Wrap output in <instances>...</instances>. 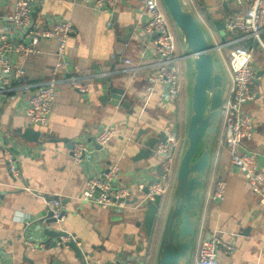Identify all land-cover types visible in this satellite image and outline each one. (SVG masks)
I'll use <instances>...</instances> for the list:
<instances>
[{"label": "crops", "instance_id": "1", "mask_svg": "<svg viewBox=\"0 0 264 264\" xmlns=\"http://www.w3.org/2000/svg\"><path fill=\"white\" fill-rule=\"evenodd\" d=\"M187 2L209 31L214 28L215 21H224L230 15L239 16L244 11V6L233 0L228 3L226 0ZM11 11V1L0 5V17ZM202 12L203 17L200 16ZM47 16L64 18L73 24L75 32L67 39V54L74 73L86 76L90 89L81 94L63 85L53 102L47 126H32L20 110L35 87L51 77L57 60L54 53L56 41L41 39L36 53L15 59V63L22 67L23 75L1 102L0 123L4 138L13 136L19 143L31 147L33 156L17 159L26 184L44 197L14 188L19 182L9 174L0 153V241L12 257L13 264H44L45 258L58 248H51L46 237L39 233L45 247L28 250L23 244L24 225L21 218H31L36 213L40 217L42 209L47 211L46 200L57 196L64 209V221L58 227L74 234L82 249L92 253L94 264H103L111 261L115 253L131 250L125 244L127 236L139 242H146L147 236L139 230L140 225H136L141 221L142 213L133 209L132 205L118 210L122 218L111 220L108 215L101 214V209L88 203L81 204L84 201L78 196L84 188L85 175L89 171H97L107 162H114L120 168L122 180H128L148 168H151L149 173L146 172L149 178H157L160 173L159 158L152 150L153 154L147 158L135 159L142 144L134 140L141 129L154 135L177 128L184 135L188 116L185 85L183 82L182 95L176 105L164 107L159 104L161 86L146 98L143 85L145 74L151 70L149 65L154 60L155 46L152 39L145 36L143 26L146 14L138 0L118 4L111 13L96 11L92 3L85 0H42L34 17V27L39 28ZM224 33L225 41L240 36L226 30ZM239 44L252 46L255 73L261 71L252 84L253 100L244 104L242 111L251 116L253 124L252 137L245 145L258 153V168L264 173V52L251 38H243ZM127 59L131 63H126ZM221 61L227 73L226 98L230 94L231 77L222 52ZM93 66L100 68L102 73H96ZM103 75H110L117 85L125 89L126 99L123 100L128 102L127 107L100 100L101 83L96 78ZM102 124L113 125L117 132L104 160L98 158L97 148L89 142ZM27 126L39 131L37 141L20 137ZM143 136L144 133H141L139 139ZM220 137L219 126L203 200L216 173H222L225 179V193L220 205L210 204L211 216H205L202 201L192 258L198 239L216 232L232 247L231 251L219 249V264H264V206L260 196L251 191L243 174L230 163ZM52 139H67V142H53ZM79 142H86V147L92 152L87 162L77 164L71 158V148ZM139 196L137 193L133 198ZM146 245L142 250L144 260L151 249ZM60 253L63 261H71L73 253L68 247L62 248ZM153 260L154 257L152 263Z\"/></svg>", "mask_w": 264, "mask_h": 264}, {"label": "built area", "instance_id": "2", "mask_svg": "<svg viewBox=\"0 0 264 264\" xmlns=\"http://www.w3.org/2000/svg\"><path fill=\"white\" fill-rule=\"evenodd\" d=\"M11 1L12 11L0 17V108L1 102L7 98L23 75V69L15 63L16 58H22L38 51L37 44L41 39H54L56 41L55 55L57 56L51 77L38 84L27 103L20 110L25 114L32 126L45 127L58 90L67 86L81 94H86L90 89L87 77L74 73L72 61L67 54V39L75 32L71 21L57 16H47L39 28L34 27L36 11L41 7L42 0H0V5ZM91 2L94 10L111 13L118 4H127L128 0H85ZM146 14L144 22L145 36L154 43V60L149 65L151 70L145 74L144 90L146 98L155 93V88L161 86L159 104L166 106L176 105L181 98L183 90L182 62L184 56L180 51L174 25L167 14L161 0H138ZM236 4L244 6V11L239 16L230 15L224 19L225 30L236 32L240 36L228 41V67L231 77L230 94L223 102L221 117L220 141L227 149L230 163L244 176L251 191L260 196L264 206V173L258 168V153L250 150L245 143L251 139L253 124L251 116L242 111V105L253 100L252 83L255 78L252 47L239 45L243 38H251L256 46L264 52V0H233ZM220 47V46H219ZM220 57L222 47L217 49ZM126 63H131L128 59ZM117 135L113 125L102 124L98 128L91 144L98 145L96 152L98 158L104 160L108 155V148ZM0 123V153L6 163L9 174L17 180L16 189L31 192L33 195L44 197L39 192L33 191L24 180L18 157H30L31 147L26 143H19L13 136L5 138ZM184 135L177 128H172L165 133V139L153 146V153L159 158L160 173L156 180L149 178L151 168L132 175L128 180H122L120 168L117 163L107 162L97 171H89L85 175V185L78 196L82 200L98 209L123 210L129 206L141 211L145 201H153L158 195L160 202L156 215L155 236L151 240L146 260L142 250L146 242L134 240L127 236L125 244L131 250L115 253L111 261L103 264H151L155 252L160 222L162 221L168 196L172 187L178 159L180 156ZM92 151L86 147V142L76 143L71 148L73 162L80 164L87 162ZM148 172V173H146ZM209 191L203 200L205 216L213 215L210 204L220 205L223 200L226 182L216 173L208 184ZM146 188V192L143 190ZM137 193L142 194L141 200L131 203ZM133 200V199H132ZM46 213L37 219L28 216L21 218L23 223V244L30 250H39L45 247V242L40 239L39 233L43 226L54 231L66 232L65 235L51 237L53 247H68L71 240L82 250L86 264H94L91 252H85L81 243L74 234L59 228L64 221V209L59 197H50L46 200ZM50 213L46 217L47 213ZM46 217V218H44ZM203 217V216H201ZM43 218V221H39ZM45 219H50L46 223ZM47 240V237H46ZM232 250L229 243L213 232L209 237L198 239L192 264H219V249ZM98 262V261H96ZM0 264H13L12 257L0 241Z\"/></svg>", "mask_w": 264, "mask_h": 264}, {"label": "water", "instance_id": "3", "mask_svg": "<svg viewBox=\"0 0 264 264\" xmlns=\"http://www.w3.org/2000/svg\"><path fill=\"white\" fill-rule=\"evenodd\" d=\"M230 1L226 0V3ZM161 2L174 25L184 56L188 116L172 187L159 226L152 264H191L200 209L221 123L227 86V73L217 51L224 42L219 39L218 43L212 37V33L197 18L187 0H161ZM214 28L217 31L223 30L224 21H215ZM93 68L96 73H102L100 68L96 66ZM260 72L257 71L255 76ZM96 80L101 83L100 100L103 103L108 101L114 106L120 104L122 107H127L128 102L123 100L126 99L125 89L117 85L115 79L110 75H103L98 76ZM141 133H144V136L139 139ZM38 136L39 131L33 130L30 126L20 133V137L27 141L35 142ZM164 139L165 131L152 135V132L141 129L134 142L142 144V148L134 158H147L152 155L154 144ZM3 140L5 141V138ZM52 141L67 142V139H52ZM95 147L99 146L95 145ZM153 180H156V177ZM143 192H146V188ZM137 200L138 197H135L131 203ZM159 202L160 197L156 195L153 201H145L141 208L142 219L136 225L143 226L147 237L154 229ZM49 215L48 212L46 217ZM39 221H43V218ZM45 221L48 223L50 219ZM40 233L47 237V242L51 237L66 234L47 226H43ZM50 246L53 247L52 242ZM67 246L73 253L71 261H63L60 258L62 248H58L45 258L44 264H86L81 248L77 247L73 240L68 242Z\"/></svg>", "mask_w": 264, "mask_h": 264}, {"label": "rangeland", "instance_id": "4", "mask_svg": "<svg viewBox=\"0 0 264 264\" xmlns=\"http://www.w3.org/2000/svg\"><path fill=\"white\" fill-rule=\"evenodd\" d=\"M200 16L201 17H203L204 15H203V12H202V14L200 13ZM208 27L210 28V26L208 25ZM224 28H225V23H224ZM211 33H212V37L213 38H215L216 40H217V42L219 43V39H221V40H224V39H226L225 37V30H220V31H217V30H215V28H213L211 31H210ZM229 32V31H228ZM231 33H236V32H231ZM234 38V37H233ZM232 38V39H233ZM232 39H230V40H232ZM229 40V41H230ZM222 42H224V44L223 45H221V47H222V55H223V57H224V60H225V62L228 64V49L232 46L231 45V43L229 42L228 43V40L227 41H222ZM216 43V42H215ZM239 44V43H238ZM240 45V44H239ZM247 47H252V46H247ZM253 49V48H252ZM180 51H181V53H182V50H181V47H180ZM253 53H254V49H253ZM253 58V57H252ZM252 62H253V60H252ZM229 68V67H228ZM182 72H183V82H184V85H185V83H186V80H185V62L183 61L182 62ZM255 78H256V76H255ZM254 78V79H255ZM253 84V83H252ZM144 86V85H143ZM144 88V87H143ZM253 91V90H252ZM227 98V97H226ZM187 100H188V97H187ZM224 100H225V98H224ZM188 102V101H187ZM244 106L245 105H242V107H241V109L243 110L244 109ZM226 149V148H225ZM227 150V149H226ZM228 152V151H227ZM229 155V154H228ZM220 175L222 176V173H220ZM223 177V176H222ZM139 197H140V199H139V197H138V200L137 201H139V200H141V198H142V194L141 193H139ZM169 197V196H168ZM137 201H135V202H137ZM222 202V201H221ZM83 203H86V202H82L81 204H83ZM221 204V203H220ZM136 210V209H135ZM41 213L44 215L46 212H45V209H42V211H41ZM41 214V215H42ZM101 214H104V215H108L109 217H110V219L111 220H118V219H120V218H122V215H121V212L120 211H115V210H112V209H101ZM36 218H38V213H36V214H32L31 215V219H36ZM154 229H156V227L154 228ZM139 230L142 232V233H144V228H143V226L142 225H140L139 226ZM156 234H155V232L154 231H152V236H155ZM151 236V239H153V237ZM156 249V248H155ZM86 250V249H85ZM154 257V253H153V255H152V258ZM151 261H152V259H151ZM151 264H152V262H151Z\"/></svg>", "mask_w": 264, "mask_h": 264}, {"label": "trees", "instance_id": "5", "mask_svg": "<svg viewBox=\"0 0 264 264\" xmlns=\"http://www.w3.org/2000/svg\"><path fill=\"white\" fill-rule=\"evenodd\" d=\"M155 224H156V221H155ZM155 224H154V228H155ZM152 231H153V230H152ZM151 234H152V233H151ZM151 234H150V236L147 237V240H146V244H147V245H146V246H150V243H151V240H152V239H151V236H152ZM148 244H149V245H148Z\"/></svg>", "mask_w": 264, "mask_h": 264}]
</instances>
